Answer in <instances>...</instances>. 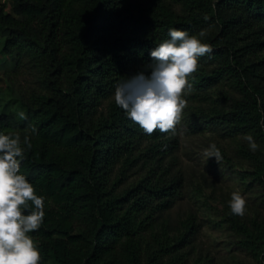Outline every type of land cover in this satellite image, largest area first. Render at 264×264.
<instances>
[{"label": "trees", "instance_id": "obj_1", "mask_svg": "<svg viewBox=\"0 0 264 264\" xmlns=\"http://www.w3.org/2000/svg\"><path fill=\"white\" fill-rule=\"evenodd\" d=\"M173 28L206 32L212 52L190 78V113L202 130L241 139L264 203V0H0L3 66L32 78L0 96V134L21 138V172L45 197L29 234L40 264H213L197 216L170 215L185 186L179 124L145 134L114 101ZM229 220L264 264V217Z\"/></svg>", "mask_w": 264, "mask_h": 264}, {"label": "clouds", "instance_id": "obj_2", "mask_svg": "<svg viewBox=\"0 0 264 264\" xmlns=\"http://www.w3.org/2000/svg\"><path fill=\"white\" fill-rule=\"evenodd\" d=\"M168 35L169 39L150 51L152 62L119 82L114 92L116 106L148 135L157 130L176 133L187 107L185 96L192 91L190 78L199 69V58L212 52L211 45L202 42L205 31L197 36L173 28ZM245 140L253 153L259 149L251 134ZM27 147L31 148V144ZM25 151L19 136L0 134V264L41 262V253L29 234L43 224L45 197L36 194L33 184L21 172ZM202 155L207 160L214 157L217 163L222 160L215 143ZM246 203L239 192L233 191L228 206L233 215L243 217Z\"/></svg>", "mask_w": 264, "mask_h": 264}, {"label": "rangeland", "instance_id": "obj_3", "mask_svg": "<svg viewBox=\"0 0 264 264\" xmlns=\"http://www.w3.org/2000/svg\"><path fill=\"white\" fill-rule=\"evenodd\" d=\"M6 59L0 46V96L12 97V89H29L32 78L25 68L4 67ZM217 94L218 90L212 95ZM185 99L187 107L179 123L180 147L176 154L177 168L184 175L185 186L182 198L170 210V215L173 220L185 219L191 213L197 216V245L204 253H209L213 264H259L243 247L241 236L229 220L228 202L233 191L245 198L249 213L264 217L263 191L252 180L249 161L239 151L241 139L202 130L190 113V107H196L198 102L186 96ZM212 143L221 152L220 163L214 157L207 160L202 155Z\"/></svg>", "mask_w": 264, "mask_h": 264}]
</instances>
